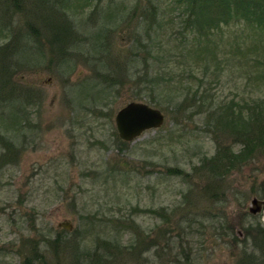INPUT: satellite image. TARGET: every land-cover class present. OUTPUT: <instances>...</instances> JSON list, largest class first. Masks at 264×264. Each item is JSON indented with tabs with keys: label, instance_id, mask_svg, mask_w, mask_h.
I'll use <instances>...</instances> for the list:
<instances>
[{
	"label": "rangeland",
	"instance_id": "rangeland-1",
	"mask_svg": "<svg viewBox=\"0 0 264 264\" xmlns=\"http://www.w3.org/2000/svg\"><path fill=\"white\" fill-rule=\"evenodd\" d=\"M20 1L21 8L33 2ZM67 3L51 0L46 6L61 11ZM88 5L72 18L75 38L56 47L55 55L42 21L27 9L6 13L0 5L1 23L9 24L8 36L16 41L11 54L0 55L12 72L9 83L0 85V264H26L31 243L50 264H260L249 260L252 252L258 256L254 245H263L256 229L264 227V209L250 216L247 206L252 196L264 199V146L233 168L208 161L217 145L234 155L242 150L234 121L255 111V101L262 100L264 109L263 49L257 65L240 56L227 66L209 63L205 77L211 81L199 91L203 68L194 67L200 55L177 50L187 8L178 10L167 0ZM244 32L242 22L231 23L212 39L224 49L241 42ZM6 40L0 38V45ZM144 71L174 74L170 93L156 104L164 120L124 141L115 126L117 110L131 101L152 106L150 97L158 92L132 83L131 76ZM110 76L121 82L113 86ZM21 101L29 121L18 127L12 114ZM219 104L227 111H218ZM9 144L16 154L7 153ZM64 220L71 231L58 227ZM250 223L254 230L245 235ZM101 239L136 250L118 254ZM53 240L57 259L48 244Z\"/></svg>",
	"mask_w": 264,
	"mask_h": 264
},
{
	"label": "trees",
	"instance_id": "trees-1",
	"mask_svg": "<svg viewBox=\"0 0 264 264\" xmlns=\"http://www.w3.org/2000/svg\"><path fill=\"white\" fill-rule=\"evenodd\" d=\"M51 0H33L31 4L25 3L24 6L21 8V2L20 0H0V5H3V10H9L12 8L13 11L21 12V9H27L28 12L34 16L37 17V20L42 21V28L48 33V46H49V52L51 55H55V48H63L71 41V39L74 37V31L72 29L73 27V20L72 18L76 15H78L80 12H82L86 6H89L88 4L92 1L96 2V7H98L102 0H68V3L65 5V8L56 9L52 7V4H50L48 7L46 6V3ZM114 0H110V5ZM137 1V0H136ZM168 2H171V6H174L176 9L180 10L183 8H187L189 10V14L187 15V18L184 20L185 25L182 29H180L177 34L178 36H182L183 46L177 47V50L182 52L186 50H193L192 52L195 54H199L198 56L201 59L200 65H195L196 68H203V76L202 79H198V85L197 90H200L202 87V84L204 83H210L211 80H209L208 77H205L206 72L208 71V64L209 63H215L216 67L221 64V66H227L231 60L238 59L237 57H241L243 59V63L248 65L251 62L254 65H257V61L259 62V55H260V49H263L264 52V41H263V35H264V0H167ZM25 2V0H24ZM46 2V3H45ZM75 2V3H74ZM70 4L73 6L71 7ZM64 6V4H61ZM76 5V7H75ZM75 8V9H74ZM1 9V7H0ZM68 9L71 10L72 14H70ZM11 10V11H12ZM73 10V11H72ZM2 11V9L0 10ZM12 11V12H13ZM1 13V12H0ZM6 13H8L6 11ZM113 11L110 10V16L112 15ZM30 20V18H29ZM35 21V19H33ZM45 22V23H44ZM243 23L245 32H244V38L241 39V42H238L237 40H234V43L224 47V49L218 48L217 43L212 39V37L216 36L218 31L222 30V26H228L231 23ZM4 25L1 23L0 18V38H4L7 40L0 45V55L2 52H4V55L11 54L12 48L14 44L15 36L12 34L9 35L8 32V25ZM152 23L145 25L144 33L146 36L150 35V29H151ZM164 25H161V28H163ZM31 28V27H30ZM186 30H185V29ZM157 31V30H156ZM75 38V37H74ZM249 40V41H247ZM16 42V41H15ZM75 42V41H74ZM137 44H142L141 40L138 38L136 39ZM73 44V43H72ZM186 47V48H185ZM147 50V47H144ZM217 48L220 52L217 51ZM257 53V54H256ZM210 55L209 57L205 58L204 55ZM229 55V57H228ZM237 56V57H236ZM1 57L0 60V85L5 86L9 83V76L12 72H8V65L5 62V58ZM210 60V61H209ZM219 60V61H217ZM215 68L214 72H219V70ZM117 76H110V84L120 83L119 78H116ZM136 77V79H133ZM132 80H134L132 83H138L141 84L143 82L145 87L149 88V92L155 93V91H158L155 96L150 97V103L154 107H158L156 104L158 103V99L162 98L165 94L168 95L170 92L169 87L167 84H171V81L174 78V74L168 73L166 76L165 74L162 75L159 71L154 72H147L144 71L143 73L135 72V75L131 76ZM162 81L165 85H162ZM157 84H160L161 87H156ZM10 87V86H9ZM157 89V90H156ZM13 91L15 89L11 88V95H13ZM19 95L22 93L19 92ZM158 95V96H157ZM26 100V98H25ZM262 100L255 101V104H253V108L257 107V111H249V114L247 117L243 118H237V121H234L233 126L235 128H238L236 131L237 136H242L243 140L241 142L242 144V150L238 151L237 154L232 153H226L224 150L220 151L221 147L217 145V152L210 158L208 162H213V165L217 168H220V166H223L224 168L227 167L233 168L237 165V161L243 160L245 161L246 158H248L251 154L254 153L255 150H261V148L264 146V109L261 105ZM21 104L19 107L15 108L14 118L12 119V124H15L16 122L19 123L18 127L20 126V123L24 121L22 125H25L26 122L29 120H26V112L25 107L26 104L21 101ZM31 103L27 101V105L29 106ZM25 106L21 107L20 106ZM182 105V104H181ZM229 106H225L223 104H219L217 107L218 111H227V108ZM95 108V107H94ZM178 107L174 106V110ZM259 108V109H258ZM97 112V111H96ZM1 115H7V114H1ZM9 115V114H8ZM2 119V118H1ZM252 123L254 126H252ZM251 124V125H250ZM240 127H236V126ZM250 125V126H249ZM16 127V128H18ZM6 131L11 130L9 126L4 127ZM20 130V128H19ZM251 149V150H250ZM249 150V152H247ZM7 153L10 154H16V150L14 147L9 144V147L7 148ZM240 152V153H239ZM226 154H232V155H226ZM242 156V157H241ZM7 154V158H8ZM2 158V156H1ZM201 165L203 167L206 165L205 158L202 159ZM175 174H181L180 169H174ZM163 213V212H162ZM162 213H159L160 215ZM165 214V213H164ZM252 216V215H250ZM254 218V217H253ZM123 223V222H122ZM121 223V224H122ZM253 223H250L246 230H244L245 235H250L249 231L254 230L255 225H251ZM258 224V223H257ZM124 226H127L126 223L123 224ZM260 226V225H259ZM230 226L227 225V228ZM258 227V225H257ZM125 228H128L125 227ZM130 228V226H129ZM257 234H259L261 237V240L264 238V227H258ZM233 238L238 241V236L236 233H233ZM233 239V240H234ZM105 240V239H104ZM108 240V239H107ZM77 241V240H76ZM242 242L246 240H241ZM101 242L103 244H109L112 246V248L116 249V253L120 254L125 251V249H130L132 251L136 250V247H123L121 249L118 248L117 242L113 241H103L101 239ZM254 242V241H253ZM263 245H260L259 247L257 245H254L255 248H257L258 256L255 257L254 252H252V258L249 261L254 260H261L260 264H264V240L262 241ZM51 243V244H50ZM49 244V247H54V253L57 259L58 256V245L55 240L51 241ZM78 241L74 244L76 245V248L78 246ZM255 243V242H254ZM151 245V244H150ZM103 246V245H102ZM117 247V248H116ZM72 248V247H71ZM75 247H73L74 249ZM149 246L144 247V251L149 250ZM31 249L32 254L27 255L25 260L26 264H50L47 259L44 257V252L39 251L36 249V243H31ZM58 250V251H57ZM105 252L106 248L104 249ZM112 250L110 249V252ZM95 252V251H94ZM93 252V253H94ZM108 254V252H107ZM118 254H114V257H116ZM243 254H250L245 253L242 251ZM60 256V255H59ZM245 256V255H244ZM96 259H100V262H105V259H102L104 257H99L97 254L94 256ZM258 257V259H256ZM78 259V258H77ZM94 261V260H93ZM260 262V261H256ZM56 264H64L61 262V260L57 259ZM241 264H249L248 261L241 263ZM251 264H255V262H251ZM259 264V263H258Z\"/></svg>",
	"mask_w": 264,
	"mask_h": 264
},
{
	"label": "water",
	"instance_id": "water-1",
	"mask_svg": "<svg viewBox=\"0 0 264 264\" xmlns=\"http://www.w3.org/2000/svg\"><path fill=\"white\" fill-rule=\"evenodd\" d=\"M80 73L81 70H78L77 74ZM163 120L164 114L160 109L141 101H131L125 104L117 110L114 117L118 136L124 141L133 140L148 129L160 127ZM263 209L264 199L252 196L247 206L248 212L251 215H257ZM58 227L71 231L73 225L70 221L64 220L58 223ZM237 234L241 235L240 231H237Z\"/></svg>",
	"mask_w": 264,
	"mask_h": 264
}]
</instances>
